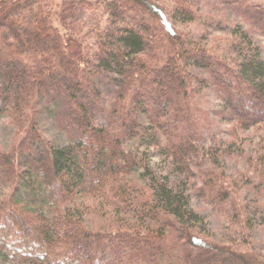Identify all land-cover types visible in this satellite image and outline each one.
Here are the masks:
<instances>
[{
    "label": "trees",
    "instance_id": "16d2710c",
    "mask_svg": "<svg viewBox=\"0 0 264 264\" xmlns=\"http://www.w3.org/2000/svg\"><path fill=\"white\" fill-rule=\"evenodd\" d=\"M195 6L0 0V119L12 128L8 150L0 147V260L264 264L251 250L248 206L235 199L242 190L217 173L238 136L204 145L206 113L195 102L211 86L227 124L260 132L242 173L264 192V60L235 25L215 42L203 41V30L192 35ZM239 7L264 34V5ZM42 112L67 144L42 135ZM151 154L165 172L151 166ZM198 180L213 206L232 215L219 240L190 206Z\"/></svg>",
    "mask_w": 264,
    "mask_h": 264
},
{
    "label": "rangeland",
    "instance_id": "374dc122",
    "mask_svg": "<svg viewBox=\"0 0 264 264\" xmlns=\"http://www.w3.org/2000/svg\"><path fill=\"white\" fill-rule=\"evenodd\" d=\"M93 1V0H91ZM195 3V13L194 17L196 22L193 24L192 35L197 34L200 36L203 30V41L213 42L216 39L224 38L226 34L225 29L231 25L240 27L242 30H246L251 34V42L256 45L261 50V58L264 60V34L253 30L250 25L252 22L249 20L247 14L240 9V3L246 5L247 7H257L264 5V0H190ZM216 20L220 23H217ZM225 27V29H224ZM199 72V71H197ZM196 72V74H197ZM197 75L205 77L203 72H199ZM102 89L107 93L110 90L111 84L107 81L101 82ZM196 103L206 115L204 118L203 127V139L204 145H209L211 143V137L221 141L232 140L229 136L234 133L238 137L235 143V147L230 151H227L222 158L220 155V162L223 163L221 168L217 169L219 176L225 174L234 181L237 188L242 190L243 196H239L237 199L241 202L244 200V205L248 206L250 211L249 218L251 220L250 225V236L254 245L251 250L256 251V253L264 255V226L261 225V217L264 211V192L258 190V186L255 184L254 177L246 173V179L250 178L248 182L245 180L242 173L243 168L248 169L250 163H252V156L255 150H258L260 132L257 130H241L235 128L234 125L227 124L225 118L221 117L223 113V103L219 101L214 93L211 86L206 84L202 85L199 89V96L197 97ZM38 127L42 135L48 139L52 144L59 146L67 144V140L64 135L59 133L54 127V123L50 117L43 112L38 114L37 117ZM100 124V123H99ZM12 128L8 125L7 119L4 117L0 119V147L8 150V145L10 143ZM245 145L243 153H240V148ZM136 148V146L134 145ZM223 159V160H222ZM149 163L151 166L159 173L165 172L166 164L162 157L156 156V154H151ZM248 175V176H247ZM198 177V176H197ZM200 180V179H199ZM196 181L195 186L192 189L190 195V206L200 214H202L207 222V230L209 235L214 240L221 239L225 233L226 223L230 212L223 213V209H216L213 204L207 199V195L199 190L200 182ZM237 180V181H236ZM241 194V192H240ZM239 195V194H238ZM242 203V202H241ZM262 205V206H261ZM224 215V217H223ZM239 230V227H237ZM0 264H16L8 260H0Z\"/></svg>",
    "mask_w": 264,
    "mask_h": 264
}]
</instances>
